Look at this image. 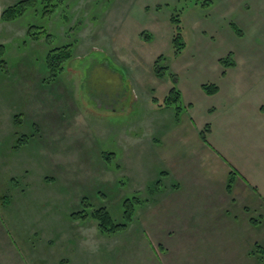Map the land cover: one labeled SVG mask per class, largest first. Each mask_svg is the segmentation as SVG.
Returning a JSON list of instances; mask_svg holds the SVG:
<instances>
[{
  "label": "rangeland",
  "instance_id": "obj_1",
  "mask_svg": "<svg viewBox=\"0 0 264 264\" xmlns=\"http://www.w3.org/2000/svg\"><path fill=\"white\" fill-rule=\"evenodd\" d=\"M18 1L0 0V264H250L252 258L238 252L215 256L209 241L177 229V203L184 194L197 205L213 197L209 188L185 192L201 181L187 180V168L191 177L212 175L206 185L218 194L222 168L204 158L198 130L206 136L202 126L222 120L226 94H207L201 84L230 90L243 73L253 89L260 87L264 0H65L45 16L37 4L3 19V10ZM173 12L185 43L177 55ZM66 44L71 58L50 79L44 55ZM159 55L167 66L163 77L153 70ZM236 55L243 61L232 69L227 63ZM23 76L33 94L27 82L19 83ZM172 85L184 105L179 121L174 104L156 110ZM21 135L28 141L17 147ZM223 135L219 145L208 135V144L236 167L226 151L239 152L240 145L233 148ZM83 197L118 222L125 198L139 204L124 230L104 234L90 216L70 217ZM257 229L264 235V224Z\"/></svg>",
  "mask_w": 264,
  "mask_h": 264
},
{
  "label": "crops",
  "instance_id": "obj_2",
  "mask_svg": "<svg viewBox=\"0 0 264 264\" xmlns=\"http://www.w3.org/2000/svg\"><path fill=\"white\" fill-rule=\"evenodd\" d=\"M230 23L233 22H229V25ZM231 29L234 31L232 27ZM240 32L241 34L236 32L235 34L242 36L243 32L241 30ZM238 61H243V55H236L235 60L233 59V64L229 67L232 66V69L238 68ZM245 75L247 74H237L238 77L233 79L236 81V87L233 86L230 90H223L221 85L215 82L218 88L213 95L223 93L219 96L223 97L226 94L223 100L226 105V111L225 113L221 111L222 120H219L217 125L214 124L215 126H213L210 122L205 123L202 127L207 125L206 136L204 135L203 138L201 128L198 130V137L203 140L201 153L206 161L214 159L220 162L219 166L222 171L219 175V181L222 182L216 195V193L214 194L215 188L211 185H206L209 184L206 178L212 175L202 174V172L198 171V175L191 177L189 168L184 173L182 172L188 177L187 180L190 179L191 181L198 176L201 179L199 184L189 186L185 192L190 189L192 192L201 193L204 188H209L212 190L213 197L208 198L205 204L197 205L186 194L180 195L182 198H179L177 203L179 214V226L177 229L184 231V233L193 231L191 237L194 241H209L210 247L215 248L213 251L215 256L221 255L226 251H228L227 254L229 255L233 252H238L252 258L253 260L249 259L250 264H264V259H260V254L256 251L261 248L258 244L261 234L259 229H257V225L264 224V81L258 78L260 87L253 89L251 84H254V82L247 83L245 78H242ZM19 80V83L28 81L24 76L23 80ZM27 85L30 86L29 91L33 94L32 83L27 82ZM190 103H186L188 105L187 108L192 107ZM152 106L156 109L154 105ZM163 106L158 104L156 110L163 109ZM173 117L175 121L181 119L179 116L176 119L175 113H173ZM155 128L157 129V127ZM222 129L224 130V135L221 134ZM193 135L196 138V132H193ZM208 135H210V141L218 145L221 142L218 138L220 135L230 138L233 141V148H238L240 145L239 152L234 149L226 151L230 159L232 157V160H235L236 167L231 166L230 163L224 164L221 161L224 158L219 150L208 144ZM183 136L184 134H181V137ZM204 141L207 142V145L204 144ZM230 172L233 184L228 189L226 183ZM203 181L205 186H201ZM178 182L180 183L179 186L174 184L175 188H173L176 191L180 190L182 185L180 180ZM168 225L169 223L165 222V226ZM173 229L176 228L173 227ZM260 237L264 238V235ZM252 251L255 252L252 253ZM245 262L248 264V261Z\"/></svg>",
  "mask_w": 264,
  "mask_h": 264
},
{
  "label": "trees",
  "instance_id": "obj_3",
  "mask_svg": "<svg viewBox=\"0 0 264 264\" xmlns=\"http://www.w3.org/2000/svg\"><path fill=\"white\" fill-rule=\"evenodd\" d=\"M65 0H19L14 5L6 7L1 17L5 20L13 19L16 15H20L24 12L25 9L29 8L31 5L36 6L37 4H40L41 7H44L47 12H44L42 16H45V14L52 12L55 8H58L59 6L63 5ZM170 22L172 24L173 32H172V44L174 47V53L177 55L179 54L182 49L185 46V43L182 39V25L181 20L179 18V14L177 12H173L170 16ZM231 27L234 29V31L238 34H241L239 28L234 24L230 23ZM34 38L38 37V34L32 33V37ZM47 38V34L45 35ZM48 39V38H47ZM4 46L0 44V56L2 53H4ZM230 53H227L226 56L221 57L220 62L225 64L227 62V59L229 57ZM162 55H159L153 62V70L154 73L157 76L163 77L164 70H166L167 66H161L159 64L161 60ZM71 58V49L70 44H66L65 46H55L51 47V49L44 55V66L48 70L49 78L55 79L58 74L63 70V63L66 60H69ZM4 60L0 58V68L3 69ZM228 65H232L233 61H229L227 63ZM172 78H174V74H170ZM202 89L207 94H213L217 91V84L214 82H206L201 84ZM154 97H152V100ZM155 102V100H153ZM174 104L175 107H173ZM159 105H169L174 108V113L176 119H178L179 114L181 113L182 108L184 105L182 104L181 99V93L179 89L172 85L166 95L161 100V103ZM15 120H17L18 115L14 116ZM207 128V125L205 126V129ZM204 137V136H203ZM28 138L26 135H21L17 138L16 145L17 147L21 146V144L27 143ZM103 157L107 161H111V155H108L105 153ZM233 178L230 175L228 177L227 182V188L229 189L232 185ZM139 204V201L137 202V199L134 197H127L123 200V221H115L110 212L102 206L93 208L90 206L89 201L85 199V197L81 200V208L77 211H74L70 214V217L74 219H80L81 221L83 219H86L87 216H90L91 218L95 219L97 221V228L100 233L104 234H114L116 232H120L126 228V226L131 222L133 210L135 206ZM257 252H262V255H260V259H264V248H259L256 250ZM255 252V251H254ZM252 251V253H254Z\"/></svg>",
  "mask_w": 264,
  "mask_h": 264
}]
</instances>
